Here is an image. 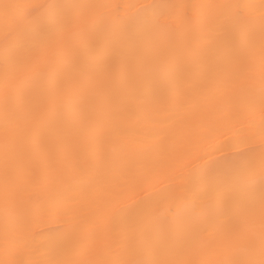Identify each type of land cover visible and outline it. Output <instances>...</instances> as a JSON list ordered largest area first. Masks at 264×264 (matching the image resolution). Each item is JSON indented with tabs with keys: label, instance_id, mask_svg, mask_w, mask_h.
<instances>
[{
	"label": "bare ground",
	"instance_id": "1",
	"mask_svg": "<svg viewBox=\"0 0 264 264\" xmlns=\"http://www.w3.org/2000/svg\"><path fill=\"white\" fill-rule=\"evenodd\" d=\"M53 15L6 168L4 46ZM262 29L264 0H0V264H258Z\"/></svg>",
	"mask_w": 264,
	"mask_h": 264
},
{
	"label": "snow or ice",
	"instance_id": "2",
	"mask_svg": "<svg viewBox=\"0 0 264 264\" xmlns=\"http://www.w3.org/2000/svg\"><path fill=\"white\" fill-rule=\"evenodd\" d=\"M58 8L72 9L79 7L78 5H57ZM4 27L11 33L14 26L18 21L4 17L2 21ZM66 20L57 17L55 15L51 16L47 22L45 30L42 33H36L31 35L28 40L23 43L9 44L5 43L4 46V58H5V128H4V158L5 165L10 161L12 149H13V139L10 135V123L12 113L10 111L12 107V100L14 96V89L12 87L13 81L15 79V73L18 70L27 69L33 67L37 61L41 58L51 56L53 60L59 59L63 54L56 47V35L65 26ZM261 58L264 62V29H262L261 37ZM264 134V130H262ZM240 171L242 173L250 174L251 170L246 164L239 165ZM262 169H264V159H262ZM261 233L262 238H264V183L261 186ZM129 264V262H125ZM132 264H169L166 261H135ZM230 264H257V262L252 260H236L230 262ZM258 264H264V258H262Z\"/></svg>",
	"mask_w": 264,
	"mask_h": 264
}]
</instances>
